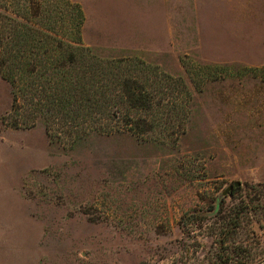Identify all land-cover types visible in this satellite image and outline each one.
Wrapping results in <instances>:
<instances>
[{
	"label": "rangeland",
	"instance_id": "374dc122",
	"mask_svg": "<svg viewBox=\"0 0 264 264\" xmlns=\"http://www.w3.org/2000/svg\"><path fill=\"white\" fill-rule=\"evenodd\" d=\"M71 1L94 56L140 59L191 99L170 81L155 115L172 131L72 144L41 118L10 127L0 76V264H264V0ZM220 215L238 226L213 231Z\"/></svg>",
	"mask_w": 264,
	"mask_h": 264
},
{
	"label": "trees",
	"instance_id": "16d2710c",
	"mask_svg": "<svg viewBox=\"0 0 264 264\" xmlns=\"http://www.w3.org/2000/svg\"><path fill=\"white\" fill-rule=\"evenodd\" d=\"M84 22L81 6L71 0H0V76L11 88L9 115H15L9 126L28 129L41 118L50 139L72 144L114 129L137 136L175 129L170 116L159 119L155 112L170 111L164 103L170 81L182 87L189 102L185 81L159 74L140 59L94 56L82 41ZM21 110L28 114L19 115ZM240 189L234 187L227 197ZM227 197L220 200V212ZM237 218L220 215L213 231H230L238 226Z\"/></svg>",
	"mask_w": 264,
	"mask_h": 264
},
{
	"label": "water",
	"instance_id": "95a60500",
	"mask_svg": "<svg viewBox=\"0 0 264 264\" xmlns=\"http://www.w3.org/2000/svg\"><path fill=\"white\" fill-rule=\"evenodd\" d=\"M239 186H241V184L239 183V182H235V183H233L231 186H229L228 188H226L224 191H223V193H222V195L225 197V196H227L230 192H231V190L235 187H239Z\"/></svg>",
	"mask_w": 264,
	"mask_h": 264
},
{
	"label": "crops",
	"instance_id": "0c3cea01",
	"mask_svg": "<svg viewBox=\"0 0 264 264\" xmlns=\"http://www.w3.org/2000/svg\"><path fill=\"white\" fill-rule=\"evenodd\" d=\"M8 230L13 231L12 227L8 228ZM30 242H31L32 245H34L35 237H32V238L30 239ZM8 252H9V255H10V257H11V256H12V251L10 250V251H8ZM12 258H13V257L10 258V259H11L10 261L6 259V260H7V261H6V264H8V263L13 264L14 262H13ZM15 263L17 264V259H16V262H15Z\"/></svg>",
	"mask_w": 264,
	"mask_h": 264
}]
</instances>
